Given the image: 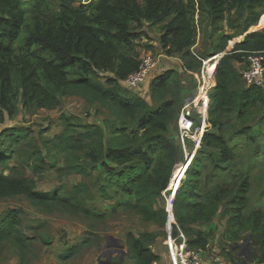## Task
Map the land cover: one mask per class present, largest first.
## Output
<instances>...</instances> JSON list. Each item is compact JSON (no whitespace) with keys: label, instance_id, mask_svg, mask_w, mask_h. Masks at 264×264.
Returning <instances> with one entry per match:
<instances>
[{"label":"trees","instance_id":"16d2710c","mask_svg":"<svg viewBox=\"0 0 264 264\" xmlns=\"http://www.w3.org/2000/svg\"><path fill=\"white\" fill-rule=\"evenodd\" d=\"M263 15L264 0H60L58 8L50 0H0V126L17 118L21 110L55 109L64 97H81L101 105L114 117L106 129L62 116L64 128L51 143L50 160L67 155L77 173L88 175L96 170L94 187L101 198L109 200L115 195L119 206L166 226L168 214L162 194L181 155L169 131L186 105L178 73L167 71L152 81L151 98L158 106L123 87L142 63L137 41L147 36L148 24L158 26L163 54L179 56L185 71L200 73L202 60H211L209 65L216 68L217 85L209 105L212 130L205 133L199 158L177 191L174 235L181 230L191 248L207 250L211 234L197 225L211 222L225 201L234 211L228 218L229 240L237 243L250 231L251 262L264 264V211L258 208L245 213L253 162L245 168L244 179L233 182L231 188H226L231 185L226 182L206 196L199 192L200 177L208 165H213L214 175L226 171L229 177H237L234 139L250 133L243 129L232 138L226 120L234 115L244 120L255 108H264V87L245 84V88L235 89L244 82L235 63L243 62L249 54L264 53V30L249 33ZM204 27L211 31V37L218 33L220 38L209 54L199 56L192 49ZM226 29L231 34H226ZM242 35L245 38L234 42L229 51L231 41ZM221 54L220 60H212ZM28 134V129L15 127L0 133V200L23 196L40 210L94 216L82 199L83 194L91 195L89 187L82 185L68 199L38 191L26 175L5 174ZM254 152V162L264 155V150ZM79 156L82 162L76 163ZM35 160L34 171L43 173L37 161L44 158L37 154ZM22 224L20 210L10 209L0 218V251L6 244L14 245L25 264L30 239L21 232ZM155 240L153 233H129L126 244L130 259L135 264H159L161 257L151 247ZM77 247L64 257L77 254Z\"/></svg>","mask_w":264,"mask_h":264},{"label":"rangeland","instance_id":"374dc122","mask_svg":"<svg viewBox=\"0 0 264 264\" xmlns=\"http://www.w3.org/2000/svg\"><path fill=\"white\" fill-rule=\"evenodd\" d=\"M50 1L53 2L54 8H58L60 0ZM82 1L88 3V0ZM258 26V32L264 30V15ZM252 29L254 27L250 31ZM224 31L226 34H231V31L227 29ZM146 33L147 36L136 43L140 59L146 56H152L155 59L160 55L164 57L150 73L143 89H130L124 82L123 87L138 93L151 106H158L159 102L151 98L150 85L157 77L174 70L178 73L177 80L181 84L182 98L186 99L187 103L197 95V77L184 70L179 56L169 57L163 54L159 42L161 32L158 26L148 24ZM219 38L218 33L211 37V31L204 27L199 33L197 45L192 50L199 56H205L209 54L213 46L219 43ZM244 38L245 35H242L231 41L229 51L233 48L234 42H240ZM235 65L243 72L248 64L246 59H243V62H236ZM102 82L105 83L106 79L102 78ZM243 87H246L244 82L235 89L240 90ZM181 111L171 124L169 131L170 137L181 149L180 158L171 178V189L177 188L178 185L180 189L185 184L189 177V168L199 158L198 151L201 149L204 137L199 144L186 140V146H183L178 125ZM62 116L74 117L81 125L94 124L104 129L107 122L114 119L101 105L90 103L81 97L69 96L62 98L60 105L55 109L32 112L21 110L17 118L8 120L5 125L0 126V133L7 127L29 130L28 137L23 140L17 156L9 163L6 175H26L35 183L38 191L68 199H72L76 192L82 189V185L91 188L92 191L90 196L83 194L82 198L83 203L95 213L94 216L89 217L62 210H40L23 196L0 200V218L10 209L21 211L23 224L20 230L30 239L26 248L25 264H135L129 255L124 253L128 252L126 240L129 233L136 236L144 233L156 235V240L151 247L154 253L161 257L159 264H173L166 243V226L147 221L137 213L119 206L115 195L109 200L101 198L94 187L98 175L96 170H90L88 175L77 173L73 170L72 161L67 155L59 156L53 162L50 160L51 143L64 128ZM226 122L228 133L232 138H235L243 129H248L250 133L246 137L234 139L237 143L234 174L237 177H229L226 171L214 175L216 173L213 165H208V169L200 177L199 192L202 196H206L213 192L215 186H225L226 182L231 183L229 186L226 185V188H231L233 182L244 179L245 168L253 162L249 179L251 184L249 205L245 213L249 214L258 208L264 211V155L259 161L252 160L254 150L257 152L264 150V108L263 106L255 108L244 120H239L234 115ZM197 123H200V119ZM210 127L212 128V125ZM211 128L209 130H212ZM196 149H198L197 152H195ZM52 153L56 154V152ZM37 154H41L44 158L42 162L37 161V164L42 166L41 174H37L33 169ZM76 158V163L82 162L81 156ZM173 183L175 184L172 185ZM163 200L166 206L164 197ZM227 206L228 204L224 201L211 222L197 225L198 228L211 234L210 245L203 251L206 264H253L251 262L253 245L252 240H249L251 232H244L237 243L228 238V218L234 211ZM75 246H78L76 248L78 253L70 258L64 257ZM0 264H23L19 249L12 244H6L0 251Z\"/></svg>","mask_w":264,"mask_h":264},{"label":"built area","instance_id":"2783aa9c","mask_svg":"<svg viewBox=\"0 0 264 264\" xmlns=\"http://www.w3.org/2000/svg\"><path fill=\"white\" fill-rule=\"evenodd\" d=\"M224 54L217 55L212 58L220 60ZM164 57L160 55L157 59L152 56H146L141 61L139 71L129 75L125 81L130 89H139L144 86L145 82L150 76L152 70ZM247 67L243 70V80L248 87H264V53L249 54L247 58ZM211 60L203 62V69L200 73H193L198 79L197 95L191 98L182 109L178 125L181 134L183 146H186V140H191L196 144L199 137L200 141L211 127L209 119V105L211 95L215 89L216 82V68L210 66ZM195 117L200 119L198 124ZM179 185L175 189H171L170 185L166 191L163 192V197L166 200V211L168 214L166 231H167V246L169 247L170 257L173 264H206L204 252L200 249L191 248L188 245L185 234L179 230L177 235H174V226H177L174 217V203Z\"/></svg>","mask_w":264,"mask_h":264},{"label":"crops","instance_id":"0c3cea01","mask_svg":"<svg viewBox=\"0 0 264 264\" xmlns=\"http://www.w3.org/2000/svg\"><path fill=\"white\" fill-rule=\"evenodd\" d=\"M258 27L259 26H255L254 29H252L249 33H251V32H257L258 31Z\"/></svg>","mask_w":264,"mask_h":264},{"label":"bare ground","instance_id":"6f19581e","mask_svg":"<svg viewBox=\"0 0 264 264\" xmlns=\"http://www.w3.org/2000/svg\"><path fill=\"white\" fill-rule=\"evenodd\" d=\"M196 141H197V142H200V138L197 137V138H196ZM197 151H198V149L195 150V152H197ZM163 258H164V257H163Z\"/></svg>","mask_w":264,"mask_h":264},{"label":"water","instance_id":"95a60500","mask_svg":"<svg viewBox=\"0 0 264 264\" xmlns=\"http://www.w3.org/2000/svg\"><path fill=\"white\" fill-rule=\"evenodd\" d=\"M251 239H252V237H250V238H249V240H251ZM124 253H125L126 255H129V253H128V252H124Z\"/></svg>","mask_w":264,"mask_h":264}]
</instances>
